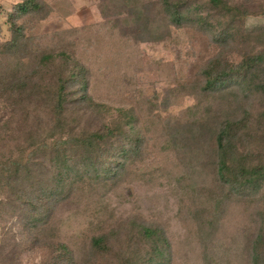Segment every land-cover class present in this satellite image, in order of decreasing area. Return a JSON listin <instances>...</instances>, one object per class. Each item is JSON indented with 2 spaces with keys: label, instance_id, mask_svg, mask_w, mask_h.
Returning a JSON list of instances; mask_svg holds the SVG:
<instances>
[{
  "label": "trees",
  "instance_id": "1",
  "mask_svg": "<svg viewBox=\"0 0 264 264\" xmlns=\"http://www.w3.org/2000/svg\"><path fill=\"white\" fill-rule=\"evenodd\" d=\"M129 2L136 23L146 9L158 11L157 40L186 29L207 42L198 77L186 84L190 114L177 118L210 169L205 194H188L189 212L208 257L219 217L241 204L251 223L241 254L245 264H264V26H246L264 16V1ZM43 8L21 0L8 15L12 38L0 40V264H174L171 232L146 215L114 220L106 212L86 239L65 236L59 207L81 183L115 185L144 141L134 110L94 98L90 68L76 52L30 46L26 28L43 20Z\"/></svg>",
  "mask_w": 264,
  "mask_h": 264
},
{
  "label": "rangeland",
  "instance_id": "2",
  "mask_svg": "<svg viewBox=\"0 0 264 264\" xmlns=\"http://www.w3.org/2000/svg\"><path fill=\"white\" fill-rule=\"evenodd\" d=\"M40 1L43 20H33L26 28L30 46L76 52L90 68L94 98L134 110L144 141V154L115 185L81 183L80 190L59 207L65 236H79L82 241L100 226L106 212L114 220L135 213L161 222L171 232L174 264H245L240 247L251 223L241 204H230L219 217L206 247L208 257L189 212L194 200L188 194H205L210 169L202 167L206 155L199 141L177 127V118L190 114L186 84L196 81L197 60L207 58V42L186 29H173L169 37L157 40L162 30L158 11L146 9L147 16L136 23L134 7L127 0ZM20 3L0 0V40L12 38L8 15ZM246 26H264V16L249 17ZM155 28L160 29L156 36Z\"/></svg>",
  "mask_w": 264,
  "mask_h": 264
}]
</instances>
